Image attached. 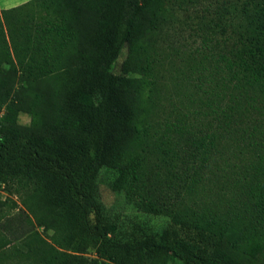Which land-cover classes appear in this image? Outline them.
<instances>
[{"label": "trees", "instance_id": "trees-1", "mask_svg": "<svg viewBox=\"0 0 264 264\" xmlns=\"http://www.w3.org/2000/svg\"><path fill=\"white\" fill-rule=\"evenodd\" d=\"M165 12V0H140L131 19V27L144 28L135 67L106 70L88 93L36 81L17 85L18 69L0 15V179L14 186L32 217L29 223L44 232L26 229L12 241H1V264H264V169L253 203L230 213H206L196 201L190 204L196 172L171 175L184 192L178 189L173 199L146 188L142 206L169 216L190 236L164 231L115 238V225L96 198L102 167L118 172V184L128 175L137 183L141 179L139 150L148 143V100L159 62L154 37ZM242 13L244 27L237 30L230 55L219 57L233 91L255 101L264 96V0ZM220 18L209 19L210 34L223 28ZM209 35L203 34L202 42L210 50ZM200 54L201 63L206 55ZM21 115L28 117L26 123ZM218 138L213 133L192 138L202 166L215 159ZM254 140L264 151V137ZM166 142L171 141L161 137L154 143Z\"/></svg>", "mask_w": 264, "mask_h": 264}, {"label": "rangeland", "instance_id": "rangeland-1", "mask_svg": "<svg viewBox=\"0 0 264 264\" xmlns=\"http://www.w3.org/2000/svg\"><path fill=\"white\" fill-rule=\"evenodd\" d=\"M262 1L165 0L160 34L154 37L159 62L153 68L156 77L148 100V143L139 150L141 179L137 183L128 175L127 181L118 184V172L106 167L96 178L95 195L105 217L115 225V238L164 231L190 236L169 216L142 206L146 188L155 195L161 191L167 199L176 197L178 189L184 193L173 173L194 176L196 172L198 182L190 204L196 201L206 213H230L239 204L253 203L251 194L264 169V151L254 143L255 137H264V96L254 101L233 91L219 54L230 55L237 30L244 27L242 9ZM139 2L0 0V15L18 69L17 85L36 81L88 93L106 70L134 68L144 32L131 27ZM219 16L223 28L210 34L208 21ZM205 33L213 37L210 50L202 42ZM202 51L207 58L204 55L200 63ZM20 119L28 121L26 115ZM202 133L219 136L215 144L219 151L205 166L191 143ZM161 137L171 142L154 143ZM28 218L32 220L14 186L0 179V242L12 241L31 228L44 235L43 228L31 226Z\"/></svg>", "mask_w": 264, "mask_h": 264}, {"label": "crops", "instance_id": "crops-1", "mask_svg": "<svg viewBox=\"0 0 264 264\" xmlns=\"http://www.w3.org/2000/svg\"><path fill=\"white\" fill-rule=\"evenodd\" d=\"M1 18H2V20H3V23H4V27H5V21H4L3 17H2V14H1Z\"/></svg>", "mask_w": 264, "mask_h": 264}]
</instances>
